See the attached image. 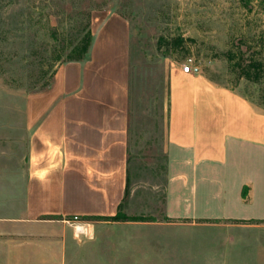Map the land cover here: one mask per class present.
<instances>
[{
	"label": "rangeland",
	"instance_id": "obj_1",
	"mask_svg": "<svg viewBox=\"0 0 264 264\" xmlns=\"http://www.w3.org/2000/svg\"><path fill=\"white\" fill-rule=\"evenodd\" d=\"M110 14L128 26L127 185L116 219L77 233L71 264H264L263 227L166 218L164 150L168 74L189 60L264 110V0H0V215L23 202L26 96Z\"/></svg>",
	"mask_w": 264,
	"mask_h": 264
},
{
	"label": "crops",
	"instance_id": "obj_2",
	"mask_svg": "<svg viewBox=\"0 0 264 264\" xmlns=\"http://www.w3.org/2000/svg\"><path fill=\"white\" fill-rule=\"evenodd\" d=\"M127 82L128 26L110 14L92 23L82 59L26 96L23 202L0 215V264H71L74 217L117 213L127 185ZM164 150L166 218L264 228L263 109L199 71L171 68ZM95 225H84L82 239H93Z\"/></svg>",
	"mask_w": 264,
	"mask_h": 264
},
{
	"label": "trees",
	"instance_id": "obj_3",
	"mask_svg": "<svg viewBox=\"0 0 264 264\" xmlns=\"http://www.w3.org/2000/svg\"><path fill=\"white\" fill-rule=\"evenodd\" d=\"M90 42H91V32L88 30L84 34V36L80 39L78 44L73 48V50L76 52V55L71 57L69 61L82 59L89 49ZM52 77H53V75H52ZM52 77H51V80H52ZM49 84L50 83H48L47 86ZM118 215H119V211H117V213L113 216V218L116 219L118 217Z\"/></svg>",
	"mask_w": 264,
	"mask_h": 264
},
{
	"label": "clouds",
	"instance_id": "obj_4",
	"mask_svg": "<svg viewBox=\"0 0 264 264\" xmlns=\"http://www.w3.org/2000/svg\"><path fill=\"white\" fill-rule=\"evenodd\" d=\"M84 223H88V222L78 223V224H76V225L73 227V236H74V239L79 240V237H78V235H77L78 232H85V229H84V227H83V224H84ZM89 229H90V230H91V229H94V225H91V224L89 223Z\"/></svg>",
	"mask_w": 264,
	"mask_h": 264
},
{
	"label": "built area",
	"instance_id": "obj_5",
	"mask_svg": "<svg viewBox=\"0 0 264 264\" xmlns=\"http://www.w3.org/2000/svg\"><path fill=\"white\" fill-rule=\"evenodd\" d=\"M188 65H185L183 68H182V70H183V72L184 73H190V72H192V68L190 67V63H191V60H189L188 61ZM77 217H74V221H77Z\"/></svg>",
	"mask_w": 264,
	"mask_h": 264
},
{
	"label": "bare ground",
	"instance_id": "obj_6",
	"mask_svg": "<svg viewBox=\"0 0 264 264\" xmlns=\"http://www.w3.org/2000/svg\"><path fill=\"white\" fill-rule=\"evenodd\" d=\"M86 227V226H85Z\"/></svg>",
	"mask_w": 264,
	"mask_h": 264
}]
</instances>
